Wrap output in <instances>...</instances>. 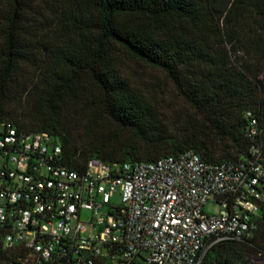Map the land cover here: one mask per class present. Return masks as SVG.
<instances>
[{"label":"trees","instance_id":"obj_1","mask_svg":"<svg viewBox=\"0 0 264 264\" xmlns=\"http://www.w3.org/2000/svg\"><path fill=\"white\" fill-rule=\"evenodd\" d=\"M128 60L160 71L194 116L170 123L127 78ZM248 112L264 126V0H0V123L50 134L68 166L237 161L252 146ZM5 234L0 264H16ZM257 257L264 201L252 238L218 242L199 264Z\"/></svg>","mask_w":264,"mask_h":264},{"label":"built area","instance_id":"obj_2","mask_svg":"<svg viewBox=\"0 0 264 264\" xmlns=\"http://www.w3.org/2000/svg\"><path fill=\"white\" fill-rule=\"evenodd\" d=\"M246 156L193 152L152 163L65 164L48 133L0 123V226L16 264H199L222 241L250 239L264 201V126L252 113ZM209 202L217 215L204 212Z\"/></svg>","mask_w":264,"mask_h":264},{"label":"rangeland","instance_id":"obj_3","mask_svg":"<svg viewBox=\"0 0 264 264\" xmlns=\"http://www.w3.org/2000/svg\"><path fill=\"white\" fill-rule=\"evenodd\" d=\"M224 48L229 51V47L225 46ZM240 60H246L243 54H239L238 58L231 59L233 62ZM126 74L135 87L149 93L156 107L164 113L170 123L181 124L186 118L194 116V111L178 97L160 71L142 62L128 60L126 61ZM219 211L220 206L215 202H209L204 207V212L209 215H217ZM255 262L264 264V257H257Z\"/></svg>","mask_w":264,"mask_h":264}]
</instances>
